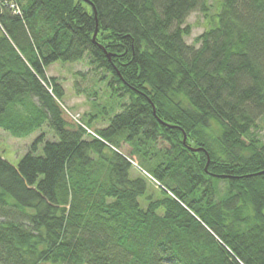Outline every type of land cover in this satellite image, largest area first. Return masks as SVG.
<instances>
[{
	"label": "trees",
	"instance_id": "16d2710c",
	"mask_svg": "<svg viewBox=\"0 0 264 264\" xmlns=\"http://www.w3.org/2000/svg\"><path fill=\"white\" fill-rule=\"evenodd\" d=\"M220 2L0 0V130L41 132L0 157V264H264V0ZM86 58L128 100L97 136L47 75Z\"/></svg>",
	"mask_w": 264,
	"mask_h": 264
},
{
	"label": "rangeland",
	"instance_id": "374dc122",
	"mask_svg": "<svg viewBox=\"0 0 264 264\" xmlns=\"http://www.w3.org/2000/svg\"><path fill=\"white\" fill-rule=\"evenodd\" d=\"M208 3L211 7L210 15L214 19L219 12L221 2L220 0H208ZM208 19L200 11L192 12L188 16L184 25L191 27L190 35L185 38L187 44H195L196 38L202 35L209 27ZM196 47L198 48L199 44ZM88 61V58H86L80 63H55L48 67L47 75L49 77H57L64 87L65 96L62 99L64 104L62 108L65 119L71 125H75L77 123L72 115H77L81 117L82 124L87 126L85 124L89 120L87 115L94 113L98 117L105 119L104 121L96 122L92 126L93 130H98L106 127L107 121L109 122L115 113L121 112L123 104H127L128 100L119 96V92L113 90L109 85V80L101 79L102 71L94 70ZM65 107L72 115L66 112ZM45 131L48 133V138L52 139L53 133L49 129H45ZM40 133L36 132L24 138H15L10 133L0 130V157L13 165H17L30 151ZM257 135L264 142L263 125H261ZM122 151L127 155H131V147L129 145L123 146ZM39 153H42V148H39ZM133 159L137 161L138 157L137 159L133 157ZM137 171H134L135 175L138 174Z\"/></svg>",
	"mask_w": 264,
	"mask_h": 264
},
{
	"label": "built area",
	"instance_id": "2783aa9c",
	"mask_svg": "<svg viewBox=\"0 0 264 264\" xmlns=\"http://www.w3.org/2000/svg\"><path fill=\"white\" fill-rule=\"evenodd\" d=\"M12 8H14V9L17 11V6H16L15 4L12 5ZM65 110H66L67 113H69L70 115H72V114L70 113V111L67 110L66 107H65ZM72 116H73L75 122L77 123V125H79V126H81L82 128H84V129L87 131L88 134H91V135L97 136V135L93 132V130L89 129L87 126H85V125L82 124V119H81L80 116H77V115H76V116L72 115Z\"/></svg>",
	"mask_w": 264,
	"mask_h": 264
},
{
	"label": "water",
	"instance_id": "95a60500",
	"mask_svg": "<svg viewBox=\"0 0 264 264\" xmlns=\"http://www.w3.org/2000/svg\"><path fill=\"white\" fill-rule=\"evenodd\" d=\"M155 113H156V111H155ZM184 140H186V135H185V139ZM196 151H202V149H197Z\"/></svg>",
	"mask_w": 264,
	"mask_h": 264
}]
</instances>
